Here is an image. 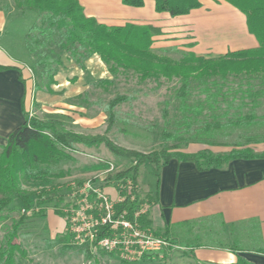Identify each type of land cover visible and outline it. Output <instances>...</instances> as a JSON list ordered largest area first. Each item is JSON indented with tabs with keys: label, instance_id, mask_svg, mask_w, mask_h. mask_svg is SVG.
I'll return each mask as SVG.
<instances>
[{
	"label": "trees",
	"instance_id": "trees-1",
	"mask_svg": "<svg viewBox=\"0 0 264 264\" xmlns=\"http://www.w3.org/2000/svg\"><path fill=\"white\" fill-rule=\"evenodd\" d=\"M15 9L22 14L32 13L37 20L25 36V47L35 80L34 91L52 92L57 84L56 76L64 64L63 56L77 64L82 70L92 57L98 56L107 67L113 79H100L95 86H110L120 74L132 73L142 82L154 80H179L181 85L176 96L180 101L186 129L175 132L164 130V142L173 145L150 153L128 151L115 145L105 136L87 137L61 129L54 120L31 117L24 110L25 121L8 138L7 145L0 154V223L7 220L8 212L19 211L20 217L13 220L12 229L5 234L0 244V264H16L17 255L22 252L17 239L20 229L33 216H43L44 210L34 212L39 207L52 203L55 214L63 217V210L69 206L62 191L43 189L33 195L24 189L31 181H43L55 177V170L65 162L75 159L76 145L98 148L102 144L116 156L128 158L132 165L117 174H107L101 187L116 188L130 180L134 186L131 194L115 203L116 217L127 213L132 219L144 204H153V195L145 193L140 186V171L148 165L156 172L161 171L172 160L193 163L198 171L225 169L235 160L264 159V151L257 153L248 147L251 143H264L258 138L247 139V144L231 150L214 153L202 149L190 153L182 150V145L204 143V137L224 129H241L255 126L257 109L264 104V0H224L241 11L247 18L248 30L259 46L255 49L228 52L225 55L198 56L194 52H183L180 61L172 59L166 52L154 49L155 38L163 35L162 29L154 25L127 23L123 26H109L87 17L78 0H12ZM146 0H122L129 7L141 8ZM157 13H167L171 17L190 15L202 7V0H151ZM10 12V9H9ZM193 47V46H191ZM9 67L0 66V70ZM260 79L262 88L255 90H227L229 79ZM196 82L204 100L189 104L192 84ZM253 86V85H252ZM240 95V96H238ZM125 95H117L108 104V131L116 122L115 108L127 101ZM168 106V103H166ZM231 110L234 112L231 113ZM207 111V113H205ZM204 115V122L193 130L194 124ZM169 109H163V118L168 122ZM264 117V116H263ZM210 120V121H209ZM205 125H204V124ZM170 124V123H167ZM83 184V181L78 183ZM16 205H18L16 207ZM140 223L152 227L150 213L142 215ZM99 232L98 240L109 235ZM57 241L72 245L74 238L67 232L57 235ZM87 252H91L87 249ZM90 257V256H89ZM159 264H169L161 260ZM208 264V263H197ZM235 264H251L239 258Z\"/></svg>",
	"mask_w": 264,
	"mask_h": 264
},
{
	"label": "crops",
	"instance_id": "crops-1",
	"mask_svg": "<svg viewBox=\"0 0 264 264\" xmlns=\"http://www.w3.org/2000/svg\"><path fill=\"white\" fill-rule=\"evenodd\" d=\"M78 1L85 15L101 24L135 23L161 28L163 35L155 38L154 45L158 53L178 47L198 56H222L259 46L248 30L246 16L224 0H202L200 9L175 18L157 13L151 0L141 8L126 6L122 0ZM8 4L9 0H0V37L7 35ZM221 14L229 21L216 23ZM15 50L20 55L0 46V66L9 67L0 70V154L9 136L24 123V110L32 113L35 103L45 108L52 102L48 99L52 94L34 91V75L24 60L25 38ZM91 59L104 65L98 56ZM66 62L56 76L54 92L67 94V73L72 66ZM149 169L150 179L143 188L153 195L151 228L174 244L163 260L169 264H235L243 258L251 264H264V159L235 160L225 169L205 172L198 171L193 163L177 160L159 172ZM56 215L52 217L54 226H58ZM62 222L59 227L65 230L63 218ZM155 262L161 260L148 258L136 263Z\"/></svg>",
	"mask_w": 264,
	"mask_h": 264
},
{
	"label": "rangeland",
	"instance_id": "rangeland-1",
	"mask_svg": "<svg viewBox=\"0 0 264 264\" xmlns=\"http://www.w3.org/2000/svg\"><path fill=\"white\" fill-rule=\"evenodd\" d=\"M8 8L10 16L5 29L7 35L0 37V46L13 54L20 55L15 50V46L22 44V39L37 20V16L32 13H20L15 9L12 0H9ZM228 21L227 16L221 14L218 15L215 22L226 23ZM183 52L178 47H172L166 52V55L180 61ZM64 54L63 61L67 64V54ZM212 57H218V55ZM24 60L30 64L27 56H24ZM68 62L72 67L67 73L70 79V83L67 85V94H63L61 91L48 92L52 94V96L48 95L49 101L52 102L45 108H42V104L35 103L32 113H30L31 117L54 120L61 129L82 136H105L118 147L139 153H150L173 145V142L163 141L164 130L175 132L181 128V131L184 132L186 129L180 112V101L176 96L181 85L179 80L142 82L134 74L125 73L117 76L110 86H95L94 83L100 79H113L106 66L98 60L90 59L86 62L85 69L82 70L74 62L69 60ZM77 80L79 81L77 82ZM252 81L253 86L249 85V81L245 78H230L227 90H247L249 87L259 90L262 88L260 79H252ZM197 87V83L194 82L188 100L192 106L202 102L206 96ZM117 95H125L128 100L115 108L116 122L113 128L108 131V104ZM261 99L264 101V98ZM166 107L169 109L168 122L163 118V109ZM256 111L258 120L255 122V126L241 129L228 128L224 129L223 133L214 132L208 138L204 137V143L182 145V150L191 152L196 149H209L218 153L246 145L247 139L260 138L259 140H264V104ZM233 112L231 110V113ZM201 120L205 123L207 119L202 115L194 124L193 130L200 126ZM248 147L261 153L264 150V143H251ZM76 148L78 151L74 161L65 162L57 167L54 178L31 181L23 186L24 189L30 192L36 200L37 194L43 189L55 188L62 191L66 201H70L72 189L80 181L91 180L100 186L104 183L107 174H117L132 165L130 159L112 154L104 144L98 148H88L82 145H76ZM149 168L146 165L140 171V184L144 183L142 185L144 191L145 181L150 179L148 175L151 169ZM104 191L111 196L112 200H117L119 189L110 187L104 188ZM41 209L44 210L45 215L33 216L32 213L29 214L30 219L19 231L16 242L22 252L17 255L16 264H137L136 262H125L119 256L103 251L89 254L87 247L82 245L72 243L69 246L60 243L56 238L58 234L65 232L59 227L63 225V217L59 216L55 223L58 226H54L52 223V217L55 215L54 204L48 203L41 207L34 205V212H39ZM20 214L17 210L8 212L6 215L9 218L0 223V244L5 234L12 229L13 220L18 219Z\"/></svg>",
	"mask_w": 264,
	"mask_h": 264
},
{
	"label": "built area",
	"instance_id": "built-area-1",
	"mask_svg": "<svg viewBox=\"0 0 264 264\" xmlns=\"http://www.w3.org/2000/svg\"><path fill=\"white\" fill-rule=\"evenodd\" d=\"M117 189L118 198L114 201L95 181L75 185L69 206L63 210L65 232L73 236V244L85 246L91 253L103 251L130 263L148 258L163 260L174 247L173 242L140 223L151 206L144 204L132 219L127 218L126 212L116 217L115 203L125 199L124 192L131 194L134 186L124 180ZM101 231L110 234L98 240Z\"/></svg>",
	"mask_w": 264,
	"mask_h": 264
}]
</instances>
